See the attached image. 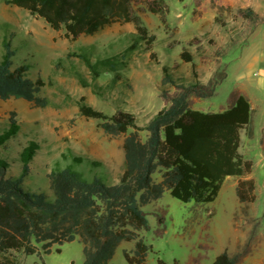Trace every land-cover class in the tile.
Here are the masks:
<instances>
[{
	"label": "rangeland",
	"instance_id": "obj_1",
	"mask_svg": "<svg viewBox=\"0 0 264 264\" xmlns=\"http://www.w3.org/2000/svg\"><path fill=\"white\" fill-rule=\"evenodd\" d=\"M131 1L148 32L155 37L151 51L155 57L140 49L124 71L126 83L95 91L78 83L74 70H79L88 82L89 73L82 62L74 57L68 59L67 54L85 46H93L95 52L100 53L108 48H111L108 52H119L130 42V34L134 32L132 24H113L93 36L69 40L63 30L53 31L42 19L0 0V59L5 38L15 50L12 67L29 63L28 77L42 80L44 86L39 95L48 100L44 108L20 99L0 100V131L7 127L11 117L19 125L16 137L5 149H0V156L9 164L7 175L19 174L18 154L28 142L39 145L30 163V173L24 179L25 189L51 196L47 175L57 164H69L72 156L99 164V175L108 184L118 183L123 173V137L104 134L97 120L79 115L76 103L83 98L88 105L107 115L125 111L136 118L137 126L144 127L153 115L169 106L168 99L161 97L159 87L162 66L174 68L175 74L193 80L191 65L179 57L183 49L192 53L198 82L214 71V77L206 83L213 87L212 96L206 99L189 96L191 108L217 111L227 105L240 85L258 80L261 69L251 73L237 70L239 49L226 52L228 43L219 44L221 36L237 33L243 37L254 24L241 17L237 5H227L234 0H163L168 10L166 27L160 24L157 15L145 9L143 2L151 0ZM108 81V76H102L92 84L105 86ZM168 92L171 97L179 90L170 87ZM256 95L264 97L258 91ZM139 134L142 140L146 138L145 131ZM259 135L257 131L246 152L256 185L255 202L246 213L241 211L232 177L224 180L217 198L208 204L182 203L165 192L161 199L140 206L147 229L126 226L127 236L115 249L109 264H128L123 250L139 262L143 251L136 256V245L140 242L147 248L144 264H156L158 259L166 264L173 261L212 264L222 252L245 254L241 264L264 263V151L258 143ZM84 172L90 176L87 168ZM152 179L158 181V173H154ZM19 260L21 264H82V245L75 240L53 246L49 254L19 255Z\"/></svg>",
	"mask_w": 264,
	"mask_h": 264
},
{
	"label": "trees",
	"instance_id": "obj_2",
	"mask_svg": "<svg viewBox=\"0 0 264 264\" xmlns=\"http://www.w3.org/2000/svg\"><path fill=\"white\" fill-rule=\"evenodd\" d=\"M5 5L25 10L42 19L53 31H64V37L75 40L79 36H93L113 24L130 23L134 32L130 42L119 52H95L93 46L70 52L87 69L90 82L79 71L73 75L82 87L113 89L126 83L124 71L134 53L152 51L154 35L148 32L131 0H1ZM145 9L157 15L160 24L167 26V6L163 0L144 1ZM243 19H261L250 9H238ZM0 59V100L20 99L44 108L48 100L40 97L44 83L32 80L27 73L29 63L12 67L15 50L9 41L2 42ZM154 59V53L151 52ZM180 60L191 65L193 80L175 74V69L162 66L161 97L169 106L153 115L140 128L136 118L117 110L104 114L88 105L83 98L77 101L78 113L86 119L97 120L104 134L123 137V173L116 184H108L97 172L99 164L83 157L72 156L70 163L56 165L47 175L51 196L24 188L30 173V163L39 145L30 141L18 154L20 172L7 175L9 164L0 156V264H21L19 255L49 254L53 246L78 240L82 245V264H109L115 249L125 239L128 225L147 229L141 205L157 201L165 192L182 203L203 205L213 202L224 180L235 178V194L246 213L255 202L256 185L250 175L252 163L238 150L241 132L252 136V110L247 98L237 92L231 95L227 110L203 113L189 106V96L206 99L213 87L197 81L192 53L183 49ZM108 76L105 86L92 84ZM178 89L169 97L168 88ZM19 131L16 120L9 118L0 131V149L14 139ZM145 131L141 139L139 132ZM87 168L90 176L84 172ZM158 173L159 180L152 179ZM119 227L120 230H116ZM134 261L131 253L122 251L128 264H144L147 250L143 242L136 245ZM59 252V250H57ZM245 254H219L212 264H241ZM156 264H166L158 259ZM172 264H180L173 261Z\"/></svg>",
	"mask_w": 264,
	"mask_h": 264
},
{
	"label": "crops",
	"instance_id": "obj_3",
	"mask_svg": "<svg viewBox=\"0 0 264 264\" xmlns=\"http://www.w3.org/2000/svg\"><path fill=\"white\" fill-rule=\"evenodd\" d=\"M234 1L235 2H227V5H237L239 9H250L255 15H257L261 19L260 21L254 22L253 26L245 36L241 37L237 33H232L226 36H221V40L219 42V44L228 43L229 47L227 48L226 52H228L232 48L239 49L240 63L237 66V70L242 69L243 71H246L248 73H251L254 69L262 70L260 73H258V80L256 81V83L247 82L245 84L240 85V87L235 90V92L240 93L247 98L252 110V136L248 137L246 131H243L240 135L241 144L238 150L239 154L243 158L247 159L246 152L250 150L252 145L251 142L253 139H255L257 131L260 134L258 138V143L261 149L264 151V97H258L256 95V91L261 94H264V0ZM212 75H214V71L206 79H201L200 83L206 84L210 81V77H214ZM230 104L231 97L228 99V103L225 107H221L220 109L214 112H209L203 107H192V109L203 113H218L227 110L230 107ZM250 178L253 179L252 174L250 175ZM231 179H233V186L235 188L237 180L234 178ZM257 264L264 263L258 262Z\"/></svg>",
	"mask_w": 264,
	"mask_h": 264
}]
</instances>
